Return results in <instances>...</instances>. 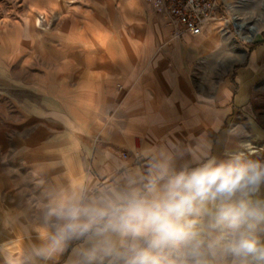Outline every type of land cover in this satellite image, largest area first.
I'll list each match as a JSON object with an SVG mask.
<instances>
[{"label":"crops","instance_id":"1","mask_svg":"<svg viewBox=\"0 0 264 264\" xmlns=\"http://www.w3.org/2000/svg\"><path fill=\"white\" fill-rule=\"evenodd\" d=\"M227 1L217 0L221 11ZM138 5L112 33L92 14L72 23L65 82L75 93L68 98L83 101L82 135L75 139L73 120L65 118L49 134L35 132L32 142L0 143V264H81L87 238L69 240L51 259L36 255L47 243L44 229L53 230L48 208L107 206L147 182L150 160L171 157L179 170L195 166L193 153L203 160L239 152L231 129L251 85L264 80V51L218 77L211 71L216 53L232 56V40L218 24L175 38L148 0Z\"/></svg>","mask_w":264,"mask_h":264},{"label":"clouds","instance_id":"2","mask_svg":"<svg viewBox=\"0 0 264 264\" xmlns=\"http://www.w3.org/2000/svg\"><path fill=\"white\" fill-rule=\"evenodd\" d=\"M192 155L195 166L179 170L171 157L150 160L147 182L107 206L48 208L53 230L36 255L51 259L87 238L81 264H264V162Z\"/></svg>","mask_w":264,"mask_h":264},{"label":"rangeland","instance_id":"3","mask_svg":"<svg viewBox=\"0 0 264 264\" xmlns=\"http://www.w3.org/2000/svg\"><path fill=\"white\" fill-rule=\"evenodd\" d=\"M139 1L146 0H0V143L18 137L32 142L35 132L42 129L49 134L65 118L73 120L75 139L82 135L80 128L87 118L80 114L83 101L68 98L75 93L73 84L65 82L72 23L92 14L104 31L112 33L115 24L126 21L125 13L138 9ZM226 4L222 11L228 20L232 58L216 53L219 63L211 71L218 77L231 64L249 60L254 50L264 51V0H228ZM258 78L264 79V68ZM67 110L73 112L71 117H66ZM231 131L239 152L264 162V80L251 85L250 99L239 108ZM246 143L257 153L248 155L250 150L241 147Z\"/></svg>","mask_w":264,"mask_h":264},{"label":"built area","instance_id":"4","mask_svg":"<svg viewBox=\"0 0 264 264\" xmlns=\"http://www.w3.org/2000/svg\"><path fill=\"white\" fill-rule=\"evenodd\" d=\"M153 11L162 16L175 38L183 34L202 35L218 24L223 35L229 34L226 12L217 0H148Z\"/></svg>","mask_w":264,"mask_h":264},{"label":"bare ground","instance_id":"5","mask_svg":"<svg viewBox=\"0 0 264 264\" xmlns=\"http://www.w3.org/2000/svg\"><path fill=\"white\" fill-rule=\"evenodd\" d=\"M246 144H250L252 146V148L255 149L254 146L251 143H246ZM247 150H250V149L247 148ZM255 153H257V152L255 151Z\"/></svg>","mask_w":264,"mask_h":264},{"label":"water","instance_id":"6","mask_svg":"<svg viewBox=\"0 0 264 264\" xmlns=\"http://www.w3.org/2000/svg\"><path fill=\"white\" fill-rule=\"evenodd\" d=\"M234 26H235V27H240V26H238V25H237V24H235V23H234ZM251 30H252V29H251ZM247 41H251V40H250V39H248Z\"/></svg>","mask_w":264,"mask_h":264}]
</instances>
